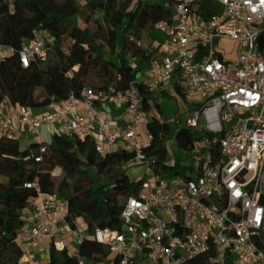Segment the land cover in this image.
<instances>
[{
  "label": "built area",
  "instance_id": "2783aa9c",
  "mask_svg": "<svg viewBox=\"0 0 264 264\" xmlns=\"http://www.w3.org/2000/svg\"><path fill=\"white\" fill-rule=\"evenodd\" d=\"M203 1L179 0L173 17L154 26L165 34L166 52L150 69L148 89L154 92L178 74L187 97L203 103L186 122L199 137L172 175L155 173L144 150L151 135H142L147 115L138 77L126 89L85 87L80 95L50 98L41 116L8 98L0 102V137L22 140L30 132L45 152L49 144L40 134L49 125L93 140L101 155L124 148L133 153L130 162L146 163L151 171L129 197L121 230L91 232L83 219L68 215L67 199L43 192L40 178L27 182L38 194L21 211L18 264H49L50 244L42 242L64 247L67 239L76 246L94 239L108 248L104 259L91 263L79 256L80 264H187L207 252L212 264H224L228 253L236 264H264V0H212L219 10L208 17L198 9ZM10 12L17 13L16 0H10ZM223 39L237 42L235 58L222 56ZM53 44L48 36L33 37L19 50L0 43V61L18 53L28 68L45 60ZM104 103L123 108L121 123L111 122ZM79 105L87 114L75 111Z\"/></svg>",
  "mask_w": 264,
  "mask_h": 264
},
{
  "label": "trees",
  "instance_id": "16d2710c",
  "mask_svg": "<svg viewBox=\"0 0 264 264\" xmlns=\"http://www.w3.org/2000/svg\"><path fill=\"white\" fill-rule=\"evenodd\" d=\"M178 1L16 0L17 13L12 14L10 0H0V43L19 50L36 36L54 39L47 58L28 68L22 66L18 53L0 61V102L8 98L14 105L34 108L50 98L60 101L73 92L80 95L85 87L97 92L111 86L126 89L142 70L141 62L156 59L159 47L150 51L154 26L173 17ZM211 4H215L213 10L208 9ZM198 9L208 17L219 6L204 0ZM69 71L74 76L65 81L71 86L61 89L56 77ZM176 88L187 101L185 86L176 83ZM139 89L151 135L144 149L150 166L155 173L172 175L179 164L177 159L174 167L166 165L172 133L178 146L187 149L194 145L198 132L187 125L173 131L162 119L161 105L146 83L141 81ZM187 103L188 111L203 104ZM48 144V150L41 152L38 145L24 146L22 140L0 137V264H18L22 252L17 241L23 223L21 211L38 194L27 182L40 178L43 192H58L67 199L68 215L83 219L94 232L97 228H123V210L144 179H131L126 165L141 163L130 162L133 153L124 148L101 155L93 140L75 139L64 132H55ZM56 171L62 176L60 184L53 178L59 176ZM260 245L264 247V242ZM108 251L94 239L81 246L79 255L68 243L59 247L53 241L49 264H80L79 256L102 260ZM187 264H212L210 253L199 254ZM224 264H236V257L228 253Z\"/></svg>",
  "mask_w": 264,
  "mask_h": 264
},
{
  "label": "crops",
  "instance_id": "0c3cea01",
  "mask_svg": "<svg viewBox=\"0 0 264 264\" xmlns=\"http://www.w3.org/2000/svg\"><path fill=\"white\" fill-rule=\"evenodd\" d=\"M153 36L155 37V41H154L153 45L151 46L150 51H154L157 47H159V52L157 54V57L151 63L146 62V61H142L141 63H142L143 68L137 76L141 81H143L145 83L150 79V69H151L152 65L155 62L160 61L166 52L165 34L154 29L153 30ZM176 83H181L182 85L185 86L180 75L173 74L170 78H168L164 82V84L161 85V87L158 90L152 92L153 98H155V100L157 102H159V104L161 105L162 112H163L162 119L167 121L168 123L172 122L171 118L177 119L178 122H181L180 118L182 116V109L180 107L179 102L178 101L173 102V101L167 100V98H168V96H170V94L172 95V97L176 96L177 98L176 97L175 98L177 100L180 99L179 97H181V95L177 91ZM46 102L47 101L37 105L34 108H31L32 113H34L36 115H40V116L45 114L49 109L46 105ZM168 103H170L169 107L171 108L169 110L170 115H169V113H167V110H166V104H168ZM103 106H104V109L106 110V112L108 113V115L110 116L112 123L118 124V123L122 122L123 108L120 105L104 103ZM75 111H78V112L83 113V114H87V110L85 109V107L83 105H79L78 107H76ZM186 112L188 114L187 118H186V122H187L192 111H189V112L186 111ZM146 125H147V119H146L144 126H143V129L145 132L147 130ZM54 133L55 132L51 126L44 125L42 128L41 134H40V140L45 142V143H49L52 141V139L54 137ZM22 141H23L24 146H26V145H38V142H39V140L35 139L34 135L30 132L22 134Z\"/></svg>",
  "mask_w": 264,
  "mask_h": 264
},
{
  "label": "rangeland",
  "instance_id": "374dc122",
  "mask_svg": "<svg viewBox=\"0 0 264 264\" xmlns=\"http://www.w3.org/2000/svg\"><path fill=\"white\" fill-rule=\"evenodd\" d=\"M152 1H154V0H152ZM167 4H169V2H167ZM220 49L222 51V56L227 57V58H235L236 55H237L238 44L235 41H230V40H224L223 39L220 42ZM58 83H59V87L61 89H68L71 86V84L66 82L65 79L63 81H58ZM175 97H172V95L170 94V96H168L167 100H170V101H173V102H177V101L179 102L180 107L182 109V116L180 118L181 122H178L177 119L171 118L172 122H169V123H170L173 131L176 130L179 126H182L183 124L184 125L186 124V118H187V115H188L186 111L189 110V106H188L187 101H189V102H193V101L200 102V98H198V99L197 98L196 99L187 98V101H186L182 96L179 97L180 98L179 100H177L176 99L177 97L176 98ZM169 104L170 103L166 104L167 113H169V110L171 109L169 107ZM169 115H170V113H169ZM142 135H143V137H146L147 134L144 131V132H142ZM171 139L173 140V142L169 144V154H168V159H167V162H166V165L168 167H174L175 164H176L177 159H178L179 162H183V161H186V159L188 157V154L185 152L184 148H181L176 143V141H175V133H172ZM128 165H126V167L128 169V172H129L130 177H131L132 180H139V179L151 176V171H150L149 167H147L146 165L142 164V162H141V164L130 165V166H128ZM55 174L59 175V176H54L53 178L55 179V181L58 184H60L62 176H60V172L59 171H56ZM46 182H48V180ZM66 242L70 245V248L73 250V252H77L78 255H79V250H80L82 245L76 246V244L74 242L70 241L69 239H67ZM51 243H52L51 240H48V241L45 240V241L42 242V244H48V245L49 244L51 245ZM89 261L91 263L95 262L94 259H92V260L89 259Z\"/></svg>",
  "mask_w": 264,
  "mask_h": 264
},
{
  "label": "bare ground",
  "instance_id": "6f19581e",
  "mask_svg": "<svg viewBox=\"0 0 264 264\" xmlns=\"http://www.w3.org/2000/svg\"><path fill=\"white\" fill-rule=\"evenodd\" d=\"M65 79V75H60L58 77H56L57 81H63Z\"/></svg>",
  "mask_w": 264,
  "mask_h": 264
}]
</instances>
